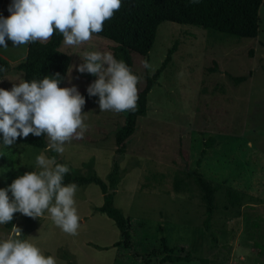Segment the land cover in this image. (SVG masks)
<instances>
[{
  "label": "rangeland",
  "instance_id": "rangeland-1",
  "mask_svg": "<svg viewBox=\"0 0 264 264\" xmlns=\"http://www.w3.org/2000/svg\"><path fill=\"white\" fill-rule=\"evenodd\" d=\"M11 3L0 0V16L11 15ZM259 19L255 38L164 21L148 55L132 53L142 90L176 45L120 158L114 204L129 219L124 232L95 210L103 197L91 183L78 187L75 196L80 216L76 235L63 232L48 213L37 219L16 213L10 224L0 225V240L16 225L23 230L21 239L34 237L32 242L58 264H264V5ZM6 42L0 55L11 68L0 77L8 79L0 81V88L11 90L18 75L24 79L14 66L25 57V45ZM115 45L97 34L74 47L62 42L60 50L71 57L63 87L76 85L88 94L89 74L73 66L83 62L85 52L113 53ZM145 60L151 69L143 67ZM85 100L87 131L57 155L70 172L94 170L107 182L117 149L115 133L126 123L125 112L100 111L98 98ZM46 148L2 144L0 188L37 170L41 152L53 157ZM196 174L217 188L211 218L215 240L204 226L206 205Z\"/></svg>",
  "mask_w": 264,
  "mask_h": 264
},
{
  "label": "clouds",
  "instance_id": "clouds-1",
  "mask_svg": "<svg viewBox=\"0 0 264 264\" xmlns=\"http://www.w3.org/2000/svg\"><path fill=\"white\" fill-rule=\"evenodd\" d=\"M121 7L122 0H12L8 8L11 15L0 16V46L8 48L6 38L13 47L47 43L57 31L66 47L78 46L102 32L105 22ZM82 61L73 67L81 74L97 77L87 93L99 97L100 111L137 110V85L142 77L134 74L126 62L116 59L111 51L85 52ZM143 67L152 66L145 60ZM6 71L0 68V72ZM62 79L59 73L31 81L18 75V83L13 82L11 90L0 88V142L5 147L30 134L43 135L48 139L46 151L62 155L66 143L83 138L88 129L82 111L85 97L76 85L60 87ZM36 168L15 178L8 188H0V225L10 224L16 213L32 219L48 213L63 232L76 235L80 227L75 199L78 185L64 183L69 167L41 152L36 156ZM22 236L23 230L12 225L11 232L0 240V264H58L55 256L45 255L32 242L34 237Z\"/></svg>",
  "mask_w": 264,
  "mask_h": 264
},
{
  "label": "trees",
  "instance_id": "trees-1",
  "mask_svg": "<svg viewBox=\"0 0 264 264\" xmlns=\"http://www.w3.org/2000/svg\"><path fill=\"white\" fill-rule=\"evenodd\" d=\"M261 5H264L263 0H195V2L194 0H122L121 9L115 13L111 20L105 22L104 30L97 35L114 41L116 45L113 54L116 59L126 62L132 72L138 75L133 69L132 53L148 55L154 44L157 29L162 22L188 24L236 38H255L258 35ZM62 42L63 36L57 31L47 43L28 44L25 57L14 68L23 73L26 81L40 80L44 76H54L59 73L63 77L60 87H63L71 57L60 50ZM175 48L176 45L173 44L168 49L160 67L147 78L144 88L139 90L137 110L125 112L126 123L115 133L117 149L112 159L111 170L107 174V182L94 170L89 174H74L69 171L64 178L65 184L75 183L78 187L91 183L96 184L102 193L103 202L100 206L95 207V210L111 218L120 232H124L129 226V219L114 204L116 185L122 173L119 164L120 158L125 152L127 138L136 130L138 117L147 111V95L170 61ZM0 68L6 70L11 68V63L1 55ZM4 73L0 72V77ZM88 76L92 82L96 79L91 74ZM83 96L87 99H99L98 96L89 97L88 94ZM0 139H2V135H0ZM17 141L36 149L47 147V139L43 135L36 137L30 134L26 139L18 138ZM1 145L2 142H0ZM202 154H204V150ZM52 156L62 164L57 153L52 151ZM196 180L204 193L206 205L204 226L212 239L215 240L211 230V218L215 209L214 194L217 188L200 174H196Z\"/></svg>",
  "mask_w": 264,
  "mask_h": 264
},
{
  "label": "crops",
  "instance_id": "crops-1",
  "mask_svg": "<svg viewBox=\"0 0 264 264\" xmlns=\"http://www.w3.org/2000/svg\"><path fill=\"white\" fill-rule=\"evenodd\" d=\"M9 42H10V45L12 44V41L11 40H9ZM11 48V47H10ZM1 49V48H0ZM3 51V50H2ZM26 52H27V45H25V47H24V53H25V55H26ZM5 54V53H4Z\"/></svg>",
  "mask_w": 264,
  "mask_h": 264
}]
</instances>
